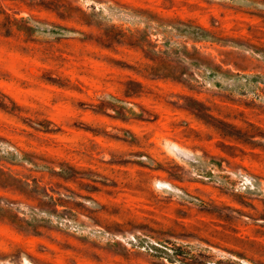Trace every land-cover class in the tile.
I'll use <instances>...</instances> for the list:
<instances>
[{"label": "rangeland", "instance_id": "374dc122", "mask_svg": "<svg viewBox=\"0 0 264 264\" xmlns=\"http://www.w3.org/2000/svg\"><path fill=\"white\" fill-rule=\"evenodd\" d=\"M0 264H264V0H0Z\"/></svg>", "mask_w": 264, "mask_h": 264}]
</instances>
